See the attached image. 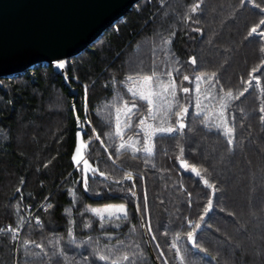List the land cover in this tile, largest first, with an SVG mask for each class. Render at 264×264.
I'll list each match as a JSON object with an SVG mask.
<instances>
[{
    "label": "trees",
    "instance_id": "1",
    "mask_svg": "<svg viewBox=\"0 0 264 264\" xmlns=\"http://www.w3.org/2000/svg\"><path fill=\"white\" fill-rule=\"evenodd\" d=\"M261 9L264 0H139L91 46L64 61L75 97L51 64L0 77V264H111L124 254L134 256L135 264H155L133 192L159 264H181L182 258L183 264H264V38L248 35L264 20ZM153 71L165 80L172 73L182 103L191 93L179 88L193 87L184 75L216 73L215 87L200 83L202 92L212 94L208 126L190 107L187 127L155 138L151 156L141 151L134 157L131 150L117 155L118 97L131 99L126 78ZM229 90L239 99L228 97ZM221 102L227 104L226 120L218 115ZM175 120L165 110L151 122L175 126ZM77 125L97 169L88 175L87 191L81 166L71 160ZM228 128L232 135H225ZM135 131H127L124 141L136 139ZM129 172L132 179L125 180ZM108 202L126 205L127 220L114 222L119 228L111 222L101 228L86 211L89 204ZM9 226L20 231L18 240ZM98 249L110 250L111 259L98 260Z\"/></svg>",
    "mask_w": 264,
    "mask_h": 264
},
{
    "label": "water",
    "instance_id": "2",
    "mask_svg": "<svg viewBox=\"0 0 264 264\" xmlns=\"http://www.w3.org/2000/svg\"><path fill=\"white\" fill-rule=\"evenodd\" d=\"M138 1L0 0V77L21 73L44 63L55 67L65 80L64 67H58V63L82 53ZM66 84L70 87L67 81ZM70 92L75 97L77 90L70 87ZM88 143L80 125H77L71 160L77 166L73 157L79 146L81 151L77 159L83 157L79 165L82 170L91 167L85 153ZM83 160H87L88 165ZM134 204L136 208V195ZM137 214L149 253L155 264H159L141 212L137 211Z\"/></svg>",
    "mask_w": 264,
    "mask_h": 264
},
{
    "label": "snow or ice",
    "instance_id": "3",
    "mask_svg": "<svg viewBox=\"0 0 264 264\" xmlns=\"http://www.w3.org/2000/svg\"><path fill=\"white\" fill-rule=\"evenodd\" d=\"M242 3L245 2V0H241ZM259 7V5H256ZM199 5L197 4L195 7H193L192 11L195 12L196 8H198ZM261 12H264V9H261ZM261 25H264V20H261L259 24L256 26H253L248 35L252 36L253 34H258L262 38H264V31L258 32V28H260ZM191 63L195 65L196 60L195 58H192ZM60 68H63L65 65L63 62L58 63L57 65ZM178 71V70H177ZM253 71H256L255 69ZM168 76V79L165 80L162 78V76L155 71H153L151 74H143L136 76L129 75L126 78V83L130 86L126 88L127 94L131 97L130 100H124L123 97H118L120 100H122V106L116 107V123H115V136L121 140L118 147H116V153L117 155L120 154L121 151L124 150H131L133 156L135 157L136 152H143L144 154L151 156L154 152V141L155 138L158 136L162 138L165 135H171L173 133L181 132L184 130L187 125L184 122L185 117H187L189 108H193V115L195 116H204V123L205 127L208 126L207 121L209 120V117L205 114V110L208 107V104L206 103L212 98V94L204 93L202 92L200 88L201 82H207L210 83L212 87H215L216 84L219 83L218 79H216V73H212L211 77L198 75L195 76L194 79H190L189 75L183 76V81H189L190 84L193 85L192 88L190 87H180L179 91L183 94H189L191 93V98L185 97V102H181L180 98L177 97V84L175 81V77L172 76L171 72L166 73ZM212 81H215V83H212ZM258 81V78H257ZM247 83L251 84V80H249ZM221 91H225L221 87ZM248 91V88H245L243 92L240 93V96H243L245 92ZM226 95L228 97H231L233 99H239V96L233 97V93L229 90L227 91ZM223 100V98H221ZM173 105H175L178 110L172 111ZM221 111L219 112V117L222 120H226L225 116V110L227 108V104L221 102L219 105ZM165 110H167V113L169 115H174L176 117L175 120V126H156L153 123H150L149 121H155L157 119L158 115H165ZM260 119L261 122H264V106H262L260 109ZM121 116H123V120H121ZM133 117H137V122L133 124ZM234 119V117H233ZM218 127V126H217ZM138 129V131L134 132V136L136 139H133V136H129L127 141H124V135L127 131ZM93 132H95V129H93ZM233 129L228 128L225 135H232ZM97 139H100L99 135L96 136ZM103 143V141H101ZM229 146L233 145V139H228L227 141ZM137 145H141L138 147ZM81 149L79 146H77L75 153H74V162L77 164V166L80 165L81 160L77 159V155L80 153ZM181 153H183L184 149L181 147L180 149ZM111 159V155L109 156ZM83 163L85 165H88L87 160H83ZM84 174V189L85 191L88 190V175L89 173L95 174L97 169L91 168V167H85L83 170ZM193 172H195L196 176H200V173L196 171L195 168L192 169ZM101 176H104L105 174L103 172H100ZM125 180L132 179V173L129 172L124 177ZM117 183H122V181H117ZM204 185H206L208 188H215L214 184L209 183L207 179L203 181ZM135 185L133 184V188ZM135 195V193H132ZM190 195V194H189ZM75 202V201H74ZM212 206V200H208V207L211 208ZM52 205L48 204V208H51ZM147 208L146 203V197H145V210ZM115 209V211H113ZM136 209L139 212L140 206L139 204L136 205ZM68 213H71V209L67 210ZM86 211L90 212L94 217H96L99 221L100 227L105 228L106 225H108L111 222V226L113 228H119L120 224L114 223L118 220H127L128 213L126 209L125 204H120L119 206L115 205H107L102 208L98 207H90L86 208ZM201 220L204 219L203 216L200 217ZM37 223H39V218H37ZM75 221H70V224H74ZM201 225L197 224L195 225V229H199ZM85 227H91V223H85ZM149 231H151V227L149 226ZM2 231V229H0ZM8 231L13 233V238H16V235L18 233V229H14L11 226H9ZM69 237H73V232L71 228L69 229L68 233ZM110 238V237H109ZM155 237H153L154 239ZM187 238L190 242H192L193 246H196V242L194 239L193 231H189L187 233ZM74 239V237H73ZM91 239V238H90ZM87 243V241L85 242ZM37 248H43L42 245L37 244ZM107 247V246H105ZM159 247V245H158ZM200 251H206L205 249H199ZM177 252L179 250L177 249ZM96 257L100 261H109L111 259V253L110 250L108 254H105L103 250H97ZM135 264V258L134 256H129L128 254H124L120 260L117 259H111V264ZM181 264H183V258L181 259Z\"/></svg>",
    "mask_w": 264,
    "mask_h": 264
},
{
    "label": "rangeland",
    "instance_id": "4",
    "mask_svg": "<svg viewBox=\"0 0 264 264\" xmlns=\"http://www.w3.org/2000/svg\"><path fill=\"white\" fill-rule=\"evenodd\" d=\"M136 4V3H135ZM120 20V19H119ZM117 20V21H119ZM116 21V22H117ZM113 26V25H112ZM65 61V60H64ZM35 66H32L31 68L29 69H33ZM130 86V85H127V87ZM122 106V105H121ZM115 116H116V112H115ZM121 120H123V116H121ZM150 123H152L151 121H149ZM157 126V125H156ZM82 129V128H81ZM83 130V129H82ZM84 131V130H83ZM120 204H125L124 202H108V203H103V204H98V205H92V204H89L87 208H90V207H98V208H102L104 206H107V205H115V206H119ZM113 211H115V209H113Z\"/></svg>",
    "mask_w": 264,
    "mask_h": 264
},
{
    "label": "built area",
    "instance_id": "5",
    "mask_svg": "<svg viewBox=\"0 0 264 264\" xmlns=\"http://www.w3.org/2000/svg\"><path fill=\"white\" fill-rule=\"evenodd\" d=\"M34 211L31 212V215H33ZM19 235H20V231H18V234L16 235V239L18 240L19 238ZM25 244H27V241H25Z\"/></svg>",
    "mask_w": 264,
    "mask_h": 264
},
{
    "label": "bare ground",
    "instance_id": "6",
    "mask_svg": "<svg viewBox=\"0 0 264 264\" xmlns=\"http://www.w3.org/2000/svg\"><path fill=\"white\" fill-rule=\"evenodd\" d=\"M66 79H67V76H66Z\"/></svg>",
    "mask_w": 264,
    "mask_h": 264
}]
</instances>
